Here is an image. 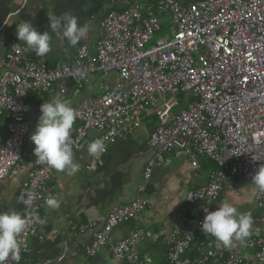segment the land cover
<instances>
[{
    "label": "built area",
    "instance_id": "2783aa9c",
    "mask_svg": "<svg viewBox=\"0 0 264 264\" xmlns=\"http://www.w3.org/2000/svg\"><path fill=\"white\" fill-rule=\"evenodd\" d=\"M113 1L121 7L108 10L100 20L95 56L89 54L87 44H80L70 62L48 67L43 60L26 56V48L17 41L7 42L0 58V122L3 116L8 118L7 136L0 147V180L18 176L22 169L29 131L26 93L50 92L56 83L57 98L65 93L64 81L81 87L97 73L101 93L87 97L75 109L79 124L72 137L73 152L82 147L89 130L98 134L86 142V149L91 141L101 139L107 150L153 115L156 122L147 140L151 155L144 166L145 179L170 152L186 158L194 168L200 159L216 164L203 185L187 191L191 207L178 220L163 264H264V190L255 187L260 214L240 252L201 231L204 209L219 207L224 182L251 181L264 166V0ZM167 15L171 35L150 43L160 31V18ZM110 74L115 75L112 84ZM180 93L188 97L175 110ZM87 153L91 162L86 169L102 164L104 153ZM54 172L39 160L28 164L21 182L20 210L28 223L18 238L19 260L10 257L6 264H20L29 239L42 238L38 228L42 210L48 206L45 201L56 197L50 184ZM147 204V198L136 196L112 207L104 220L88 217L72 228L90 235L85 246L88 255L109 245L111 258L105 264H153L148 255L136 251L138 241L151 236L149 231L131 230L117 243L110 236L114 226L133 219Z\"/></svg>",
    "mask_w": 264,
    "mask_h": 264
},
{
    "label": "crops",
    "instance_id": "0c3cea01",
    "mask_svg": "<svg viewBox=\"0 0 264 264\" xmlns=\"http://www.w3.org/2000/svg\"><path fill=\"white\" fill-rule=\"evenodd\" d=\"M179 1L186 3L196 0ZM120 7V3L113 0H0V58L4 56L9 40L17 41L26 48V56L43 60L48 67L70 62L80 44H87L89 54L95 56L100 38V20L108 10ZM65 13L77 17L79 24L87 25L90 29L75 46L50 30L48 16H62ZM22 21L30 22L40 33L49 31L52 36L51 52L44 57H38L24 42L17 39V24ZM1 73L2 68L0 76ZM108 81L112 84L115 75L110 74ZM99 83L100 79L95 73L81 87L71 80L64 81L65 93L57 98L56 83L50 92L26 93L24 100L28 106L26 119L29 131L24 139L20 163L22 169L18 176L0 180V212L20 213L24 172L29 163L38 160L33 153L34 144L30 136L41 115V104L59 99L70 103L76 109L87 97L101 93ZM7 120L3 116L0 122V147L7 136ZM155 122L156 119L144 120L133 133L110 144L102 157V164L94 170L86 169L91 162L86 142L98 133L94 130L88 131L82 147L73 152L74 160L80 166L79 170L74 174H69L68 171L54 172L50 184L54 187L55 198L60 201V207L51 209L46 206L42 210L43 222H40L38 228V234L42 238L29 239L28 252L23 255L20 264H73L79 261L86 264H105L111 258L109 245H102L94 255H88L85 246L91 241L90 235H81L72 225L82 223L88 217L104 220L112 207L126 204L136 196L147 198V206L133 219L114 226L110 232L112 241L117 243L134 229L147 230L151 236L138 241L137 253L148 255L153 264L164 263L178 220L187 215L191 207L186 200V193L206 182L211 167L207 159H200L198 167L194 168L186 158L170 152L164 156L162 165L155 168L150 177L145 179L143 170L151 155L147 140ZM78 124L79 119L76 116L72 137ZM140 186H143L142 191H139ZM254 193L255 187L250 180L233 178L224 182L219 206L227 201L241 213H250L254 220L260 214L255 205ZM243 243L244 241H234L229 249L240 252ZM62 254L64 257L60 260Z\"/></svg>",
    "mask_w": 264,
    "mask_h": 264
},
{
    "label": "clouds",
    "instance_id": "9594fccd",
    "mask_svg": "<svg viewBox=\"0 0 264 264\" xmlns=\"http://www.w3.org/2000/svg\"><path fill=\"white\" fill-rule=\"evenodd\" d=\"M50 30L61 39L75 46L90 30L87 25L79 24L77 17L65 13L62 16H48ZM16 37L33 50L38 57H44L52 51V36L49 31L38 32L28 21L17 24ZM41 115L34 132L30 136L34 144L35 157L50 169L58 172L68 171L74 174L79 170V164L74 160V141L72 139L73 125L76 120V110L70 103L63 100L44 102L40 106ZM105 144L101 139H95L88 144L90 155L98 156L105 152ZM251 184L264 190V166H261L251 177ZM30 204V199H25ZM45 203L51 209H58L60 201L48 197ZM206 215L201 223V231L216 239L225 248H231L234 241H244L250 237L254 228L250 213H241L233 204L225 201L214 211L204 209ZM43 222V221H41ZM28 220L16 211L0 212V264L13 257L20 258V235L24 232Z\"/></svg>",
    "mask_w": 264,
    "mask_h": 264
},
{
    "label": "rangeland",
    "instance_id": "374dc122",
    "mask_svg": "<svg viewBox=\"0 0 264 264\" xmlns=\"http://www.w3.org/2000/svg\"><path fill=\"white\" fill-rule=\"evenodd\" d=\"M139 1L140 2H144V0H139ZM169 21H170V16L169 15H167V16H165L163 18H160V25H161L160 31L154 36L153 40L150 43H153L154 41H156L157 39H159L161 37L163 38V37H167V36L171 35V29H170ZM185 97H188V95H185L184 93H180L177 96L178 106L175 108V110H177L178 108H180L182 106V100ZM144 120L145 121H147V120L155 121V117L153 115H150V116L146 117Z\"/></svg>",
    "mask_w": 264,
    "mask_h": 264
},
{
    "label": "trees",
    "instance_id": "16d2710c",
    "mask_svg": "<svg viewBox=\"0 0 264 264\" xmlns=\"http://www.w3.org/2000/svg\"><path fill=\"white\" fill-rule=\"evenodd\" d=\"M155 119H156V118H155ZM207 160H208V159H207ZM208 161H209V164H210L209 166L211 167V169L214 168L216 164H215L214 162L210 161V160H208Z\"/></svg>",
    "mask_w": 264,
    "mask_h": 264
}]
</instances>
